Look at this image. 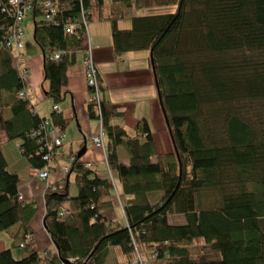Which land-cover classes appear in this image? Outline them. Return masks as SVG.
Returning a JSON list of instances; mask_svg holds the SVG:
<instances>
[{
    "label": "trees",
    "instance_id": "obj_1",
    "mask_svg": "<svg viewBox=\"0 0 264 264\" xmlns=\"http://www.w3.org/2000/svg\"><path fill=\"white\" fill-rule=\"evenodd\" d=\"M9 1L0 0V89L10 96L5 107L13 117L0 112V128L22 143L31 168L42 170L46 149L33 136L44 118L31 111L28 96L20 97L30 74L21 76L6 47ZM43 1L31 0L30 16L54 105L65 101L68 70L86 44L84 26L75 34L65 26L83 21L85 11L88 26L111 24L117 58L152 52L174 149L157 151L146 119L138 123L145 139L129 137L111 124L122 112L103 100L109 173L100 177L75 155L66 180L46 188L44 227L54 249L41 251L31 227L36 202L21 200L19 176L0 148V235L9 233L12 242L0 251V264H132L137 253L147 264H264V0H57L52 23L42 18ZM168 6L176 11H129ZM125 19L130 29L119 27ZM54 51L59 60L51 59ZM89 110L98 120L91 99ZM53 112L64 132L69 121ZM73 174L76 197L68 187ZM213 192L221 201L209 208L203 198ZM153 193L162 194L157 202ZM114 203L123 207V224L106 217ZM175 216L185 223L171 224Z\"/></svg>",
    "mask_w": 264,
    "mask_h": 264
},
{
    "label": "crops",
    "instance_id": "obj_2",
    "mask_svg": "<svg viewBox=\"0 0 264 264\" xmlns=\"http://www.w3.org/2000/svg\"><path fill=\"white\" fill-rule=\"evenodd\" d=\"M129 11L134 14L136 10L129 9ZM119 27H125L121 29H126V27L130 28L128 24ZM89 33L97 68L102 81L103 98L110 109L116 108V110L122 112L121 116L113 118L111 124L123 127L128 136L134 138L139 136V121L146 119L155 140L157 151L159 153L172 152L173 148H171L170 142L164 144L163 142L167 139L165 137L163 138V136L160 138V131L162 129L164 133L167 131V134H169V132L159 102V97L156 96L153 89L154 85L157 87V84L150 53L148 56L146 54L148 52L146 51L131 52L117 58L113 51L112 27L109 22L91 23L89 26ZM86 48L87 44L77 53L75 64L68 70L67 85L63 89L65 101L59 104L60 114H57V116L66 117L69 123L64 131L65 141L62 153L59 156L58 162L54 163L55 170L51 174L48 182H43V180L42 182H38L37 170L31 168L28 159L24 157L21 150L22 143L20 141H10L4 128H0V148L6 157L8 170L19 176V192L23 200L35 201L38 208V212L31 223L32 231L35 234V244L36 242H39V244L41 243L38 232L43 229L45 230L44 194L46 188L47 186H54L57 183H61L67 178V176L59 170L58 164L65 163L68 157L78 155V153L86 147L87 150L82 157V161L87 164H94L96 172L100 177H107L108 175V167L104 152L97 148L92 142L93 136L100 130V124L98 125L96 119H92L89 110L90 91L86 83L84 66ZM27 54L30 56L28 60H26L23 54L25 58L24 67H27L30 75L26 79L25 92L37 114L42 118H49L52 120L54 116V103L48 96L50 84L45 82V59L43 53L40 56H36L34 50H29ZM146 89L148 90V96H141L138 98L137 95L139 96L140 93ZM9 100L10 96L5 95L0 89V112H2L5 120H10L13 117L11 108L5 107V102ZM139 137L142 140L145 139L144 137ZM68 143L70 144L69 152L66 150V144ZM166 149L168 150L167 152L165 151ZM63 160H65V162H63ZM155 160L156 159H153V161ZM124 162L128 163V156L124 159ZM41 196L43 197V208L39 207L37 204L38 198H41ZM161 196V193H153L150 195V199L153 202H157ZM118 200L120 203V198H118ZM115 204L116 203H114V206ZM105 214L110 221L121 223L122 218L125 220L122 209L118 210L112 207L105 212ZM120 216L122 217L118 220ZM181 222H183V216L170 218L171 224H182ZM44 233V237H46L45 242L49 245L45 248L54 249L53 242L48 236L47 231L45 230ZM36 234L38 235L36 236ZM8 239L11 241L10 235ZM5 240L4 238L0 240V251L7 249Z\"/></svg>",
    "mask_w": 264,
    "mask_h": 264
},
{
    "label": "built area",
    "instance_id": "obj_3",
    "mask_svg": "<svg viewBox=\"0 0 264 264\" xmlns=\"http://www.w3.org/2000/svg\"><path fill=\"white\" fill-rule=\"evenodd\" d=\"M57 2H58L57 0H44L42 2V9L44 13L42 18L46 23H52L54 21V18L58 12ZM32 11H33V4L31 0H10L9 7L4 10V12H7L8 15L13 20L12 24L7 28L9 36H8V41L6 43V47L10 51L16 52V54L14 55V60H16V63L18 65L17 69L20 72L21 76H23V78H26L29 75V71L27 67H24L25 58L22 54V50L24 48V44L22 41L25 36L23 23L30 16ZM81 15L83 21H75L71 24L66 25L65 31L69 34H75L77 30L81 28V25L87 29L86 31L87 48L85 49V56H84L86 83L88 89L92 91L90 93V99L94 106L95 116L100 121V130L95 136H93L92 142L97 148L103 150L107 162V167H109L107 161V146L104 140L106 136V131L102 121L103 119L102 83L95 60L94 49L93 46L91 45L89 26L86 19L85 11H82ZM61 56H62L61 52L54 51L51 59L59 60ZM20 97L22 99L26 98L27 97L26 92L25 91L21 92ZM32 106L33 105L31 104L29 108L33 113H35L36 111L35 109H33ZM54 111L55 112L60 111L59 105H56L54 107ZM45 124L48 126H52L49 122H46ZM52 127L56 129L58 134H52L48 139L45 140L48 149H46L43 159L47 163V166L42 170H37L38 178L47 182L51 174L55 170L54 163L58 162L65 141V135L61 126L56 125ZM74 162H75L74 156L71 158H67L65 163H61L60 165L58 164V168L61 172L67 175ZM87 167H90V165L87 164ZM132 264H147V263L142 259L140 254L137 253V258L133 261Z\"/></svg>",
    "mask_w": 264,
    "mask_h": 264
},
{
    "label": "rangeland",
    "instance_id": "obj_4",
    "mask_svg": "<svg viewBox=\"0 0 264 264\" xmlns=\"http://www.w3.org/2000/svg\"><path fill=\"white\" fill-rule=\"evenodd\" d=\"M176 11V6H168V7H155V8H148V9H141V10H136L135 12H134V14L135 15H145V14H150V13H152V12H154L153 14H166V13H172V12H175ZM156 12V13H155ZM125 24H128V26H130V28L132 27V21L130 20V19H125V20H123V21H121L120 22V24H119V26H125ZM23 28H24V30H25V36H24V38H23V44H24V48H23V54L25 55V58H26V60H28L29 59V54H27L28 53V51L29 50H34L35 52H36V56L38 55V56H40V55H42V50H41V48L36 44V42H35V40H34V21H33V19H32V17L31 16H29L27 19H26V21L23 23ZM121 28H125V27H121ZM130 28H128V27H126V29H130ZM86 45V44H85ZM147 52V51H146ZM16 54V52L14 51V53H13V55H15ZM148 56H149V52L148 53H146ZM14 65H15V68H17V63L15 62L14 63ZM153 89H154V92H155V94H156V96H158V90H157V87H156V85H154V87H153ZM102 90H103V86H102ZM102 96H103V94H102ZM141 96H148V90L146 89V90H144L143 92H141L140 93V95L138 96L137 95V97L139 98V97H141ZM103 100H104V98H103ZM50 101H51V99H50ZM160 102V101H159ZM54 103V102H53ZM54 107V106H53ZM33 108H34V106H33ZM35 113H37V112H35ZM97 120V119H96ZM97 122H98V125L100 124V121L99 120H97ZM63 130V129H62ZM168 132H169V130H168ZM162 136H163V138L165 137L167 140H165L163 143L164 144H167V142L171 145V148H173L174 149V147H173V143H171L172 141L170 140L171 138H170V135L169 134H167V131H165V133H164V131H163V129L160 131V138H162ZM104 140H105V142H107L108 143V135H107V133H106V136H105V138H104ZM66 150H67V152H69L70 151V144L68 143V144H66ZM102 152H103V150L102 149H100ZM166 152L168 151L167 149L165 150ZM170 151V150H169ZM20 152V151H19ZM79 154V153H78ZM75 156V155H74ZM78 156V155H77ZM71 157H73V156H70V157H68V158H71ZM62 159V158H61ZM63 162H65V160H63ZM108 173H109V169H108ZM67 176V175H66ZM115 181V183H116V185H118L119 186V182H118V179H115L114 180ZM38 182H42V180L41 179H38ZM44 182V181H43ZM69 193H70V195L72 196V197H76L77 195H78V188H77V185H76V182H75V175L73 174L71 177H70V179H69ZM214 194L213 195H211V196H204V198H203V205H205V206H207V207H209V208H214V207H216V206H219L220 205V201H221V199H220V197H219V195L218 194H216L215 192H213ZM115 201H116V203L118 202V197H117V194H116V197H115ZM37 204H38V206L39 207H41V208H43L44 207V204H43V197L41 196V198H38V202H37ZM67 206L69 207V208H73V206L71 205V204H67ZM115 208H117L118 210H123V207H119V205H116L115 204V206H114V209ZM42 211V210H41ZM121 217L122 216H120L119 217V219L118 220H120L121 219ZM121 223H124V220H123V218L121 219ZM172 221V220H171ZM176 221H177V219H176ZM175 221V222H176ZM178 222V221H177ZM180 222V221H179ZM182 224L183 223H185V219H184V217H183V222H181ZM45 230L43 229V230H40V232H38L39 233V238H40V241H41V243L39 244V242H36V244H37V246L40 248V250L41 251H43L44 249H45V247H47V246H49L48 245V243L47 242H45V240H46V237H44V235H45ZM2 235V236H1ZM0 235V240L1 239H6L5 240V243H6V247L8 248V246H9V248L10 249H12L11 247H12V242L11 241H9V239H8V236L10 235L9 233H3V234H1ZM38 234H36V236H37ZM11 242V243H10ZM1 246V245H0ZM13 251H14V253H15V255L17 256V258H19V254H18V251L16 250V249H13ZM144 260V259H143Z\"/></svg>",
    "mask_w": 264,
    "mask_h": 264
},
{
    "label": "bare ground",
    "instance_id": "obj_5",
    "mask_svg": "<svg viewBox=\"0 0 264 264\" xmlns=\"http://www.w3.org/2000/svg\"><path fill=\"white\" fill-rule=\"evenodd\" d=\"M55 106L56 105H54V107ZM54 107H53V110H54ZM46 122H49L52 126H56V124H54L51 119L44 118V121L42 122L39 130L37 132H34V134L35 133L36 134L33 136V138H35L36 140H41L39 142L40 147H42V148L44 147L45 149H48L47 145L45 143H43L42 140H46L52 134H58V132L56 131V129L54 127L46 125L45 124ZM88 164L90 165V168H93L94 167V164H91V163H88ZM21 200H23L22 197H21Z\"/></svg>",
    "mask_w": 264,
    "mask_h": 264
},
{
    "label": "water",
    "instance_id": "obj_6",
    "mask_svg": "<svg viewBox=\"0 0 264 264\" xmlns=\"http://www.w3.org/2000/svg\"><path fill=\"white\" fill-rule=\"evenodd\" d=\"M150 57H151V62H153L152 60V52H151V54H150ZM160 104H161V107H162V110H163V112H164V109H163V106H162V103H161V100H160ZM164 114V113H163ZM86 150H87V148L85 147L79 154H78V158L80 159V158H82L84 155H85V153H86ZM64 264H71L70 262H64Z\"/></svg>",
    "mask_w": 264,
    "mask_h": 264
}]
</instances>
